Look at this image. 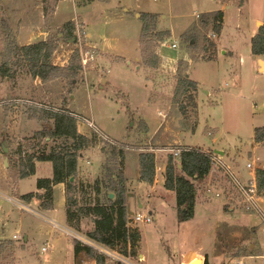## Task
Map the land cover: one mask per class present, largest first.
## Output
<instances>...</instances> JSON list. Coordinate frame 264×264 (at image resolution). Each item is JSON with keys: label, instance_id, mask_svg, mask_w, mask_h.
Returning <instances> with one entry per match:
<instances>
[{"label": "rangeland", "instance_id": "rangeland-1", "mask_svg": "<svg viewBox=\"0 0 264 264\" xmlns=\"http://www.w3.org/2000/svg\"><path fill=\"white\" fill-rule=\"evenodd\" d=\"M214 10L225 13L221 36L200 22V15ZM142 13L158 14L157 28L145 39ZM69 21L77 41L58 40ZM263 21L264 0L242 5L240 0H0V65L10 40L27 45L52 39L53 64L67 67L75 56L81 67L74 83H42L26 67L12 78L0 74V264H95L93 256L100 254L77 236L94 229L92 220L82 222L81 232L69 226L62 184L53 189L51 208L38 198H22L44 192L38 179L53 176L51 161H37L34 174L20 175V160L44 148L39 136L33 140L35 134L53 126L37 116L44 109L59 110L65 101L78 114L80 132L97 139L79 160L81 180L102 175L103 146L125 153L127 194L137 191L128 198V225L141 232L137 248L146 255L144 262L131 257L135 264H182L193 251L209 264H264V218L230 202L227 189L218 197L208 191L227 188L221 170L197 182L195 215L184 221L178 218L176 193L161 184L163 165L176 148L222 150L249 176L247 163L264 167V144L254 141L255 128L264 126V55L251 51ZM167 31L170 36L162 40ZM192 34L196 39L190 44ZM205 35L218 44L212 60L202 58ZM181 71L198 84V112L191 118L175 102ZM141 152L155 154L150 187L136 175ZM150 211L151 222L134 220L137 212Z\"/></svg>", "mask_w": 264, "mask_h": 264}, {"label": "trees", "instance_id": "trees-1", "mask_svg": "<svg viewBox=\"0 0 264 264\" xmlns=\"http://www.w3.org/2000/svg\"><path fill=\"white\" fill-rule=\"evenodd\" d=\"M244 1L240 0L241 5ZM199 17L204 27L212 25V31L218 35L221 34L224 23L223 10L206 12ZM157 18L158 14L156 13H142L143 39L147 38L150 31L157 28ZM169 36L170 31H167L161 39H167ZM62 37L77 41L78 37L73 22L69 21L61 27L57 39ZM188 38L190 44L196 39L195 34ZM204 38L206 42L202 47V58L212 60L217 57L218 44L215 40L210 39L209 35H205ZM51 40H41L27 45H18L16 39L15 42L10 40L4 49L6 59L0 65V74L4 78H12L15 75L14 72L26 67L31 76L40 78L42 83L54 80H69L74 83L81 70L80 63L74 62L76 57L73 56L67 67L53 64L52 57L56 44H53ZM251 51L257 56L264 55V21L252 37ZM12 60L17 69L12 67L10 63ZM179 74L176 88L178 97L175 102L179 103V110L185 118H191L193 113L198 112V84L187 74H182V71ZM66 104L65 101L59 110L44 109L42 114L37 116V118L44 117L51 120L53 126L35 134L33 140L39 136L45 143L44 148H38L37 151L40 152L35 151L27 158L20 160V175L26 177L34 174L37 161H51L53 176L38 179L37 187L44 192H31L23 195L22 198L27 201L38 198L41 200L42 207L51 208L54 186L64 183L67 221L72 230L81 232L82 222L90 219L94 223V229L88 232V238L125 256L138 258L137 247H139L141 232L128 225L127 180L121 168L125 153L116 146H111L110 150L103 146L102 151L107 155V158L102 167V175L93 181L81 180L79 160L86 149L96 145L97 139L93 134L88 136L80 132L79 119L76 117L78 114L68 109ZM34 116L36 117L35 114ZM254 141L256 144H264V126L255 128ZM22 148L23 146L20 145L19 153H22ZM213 154L214 150L209 152L199 147H191L183 148L177 156L173 153L168 155L164 172V187L176 193L180 221L188 220L195 215L197 182L210 174ZM139 166V181L148 185L153 184L156 176L155 154L141 152ZM72 177L74 180H71ZM256 179L259 190L264 191V168L256 170ZM110 193H114L112 198ZM104 257V255L98 254L96 256L97 264H105ZM204 264H209L207 258Z\"/></svg>", "mask_w": 264, "mask_h": 264}, {"label": "built area", "instance_id": "built-area-1", "mask_svg": "<svg viewBox=\"0 0 264 264\" xmlns=\"http://www.w3.org/2000/svg\"><path fill=\"white\" fill-rule=\"evenodd\" d=\"M173 47H176V43H173ZM183 148L172 149L174 155H179ZM215 154V155H214ZM212 156V170H221L226 176V185H216L212 187V189H208L211 191L214 196L218 197L221 195H225L227 189V198L234 205H240L247 210L255 211L260 214L264 218V191H260L257 184L256 174H252L249 177L245 178L240 171L235 168V166L231 165L226 159L223 158L219 153L216 152ZM246 168L250 170H254L255 168L253 163H247ZM210 171V173H211ZM220 171V172H221ZM226 196V195H225ZM135 221H144L151 222L153 220L152 214H143L141 212H137L134 218ZM78 238L84 244L98 250V252L105 257H109L111 260L116 261L119 264H135L134 261L131 260V257L125 256L112 248H109L101 243H98L87 236L78 235ZM15 237H17L15 235ZM47 247H43V251H46ZM238 264H244L242 260L238 262Z\"/></svg>", "mask_w": 264, "mask_h": 264}, {"label": "crops", "instance_id": "crops-1", "mask_svg": "<svg viewBox=\"0 0 264 264\" xmlns=\"http://www.w3.org/2000/svg\"><path fill=\"white\" fill-rule=\"evenodd\" d=\"M214 11H216V10H214ZM207 12H212V11H207ZM224 15H225V13H224ZM224 18H225V16H224ZM220 36H221V34H220ZM259 61H260V59H259ZM219 149H215L214 150V153L216 152V151H218ZM222 151V150H221ZM220 154V153H219ZM221 156H223V158L224 159H226L225 158V152L223 153V154H220ZM164 167H163V169L164 170H162V176H161V178H162V180H161V184L162 185H164V181H165V178H164V172H165V166H166V163L163 165ZM264 168V167H263ZM136 169H138L137 170V172H136V175L138 176V178H139V176H140V166H139V163H138V166H137V168ZM248 169V168H247ZM258 169V167L257 168H255V170H257ZM238 170L240 171V173L245 177V178H247L249 175H247V172H249V171H246L244 168L243 169H241L240 167H238ZM254 170H251L250 171V173H251V175L254 173V174H256V171L255 172H253ZM126 174V173H125ZM253 174V175H254ZM210 175V174H209ZM139 183H143V182H140L139 181ZM59 184H62L64 187L63 188H65V185H64V183H59ZM143 184H145V187H150L151 185H148V184H146V183H143ZM56 186V185H55ZM54 186V187H55ZM168 190V189H167ZM168 191H171V190H168ZM131 195H129V194H127V206H128V198L131 196V197H133V196H136L137 197V191H136V193L135 194H133V193H130ZM140 207H142L143 205L141 204V205H139ZM233 207H231L230 209L231 210H233L232 209ZM151 213L150 214H152V211H150ZM86 252H87V250H86ZM88 253H89V251H88ZM170 253H172V252H170ZM173 254H174V251H173ZM204 254H202V253H199V252H196V251H193V252H191V253H189L187 256H185L184 258H182L181 259V263L182 264H184V262L187 264H190L193 260H195L196 258H198L199 256H202L203 257V259H204V261L203 262H205V259L207 258L205 255V257L203 256ZM93 258H94V262H95V264H97V261H96V259H95V257L93 256ZM92 258V259H93ZM208 259V258H207ZM146 260V255H145V253H143L140 249H139V254H138V261L139 262H144ZM198 260H200V259H198ZM201 261V260H200ZM106 262L107 261H105V264H106ZM135 262H137V261H135Z\"/></svg>", "mask_w": 264, "mask_h": 264}, {"label": "water", "instance_id": "water-1", "mask_svg": "<svg viewBox=\"0 0 264 264\" xmlns=\"http://www.w3.org/2000/svg\"><path fill=\"white\" fill-rule=\"evenodd\" d=\"M262 24V22H259V26ZM4 151L6 152V153H8L9 152V148L8 147H6V146H4ZM216 152H218V153H220V154H223L224 153V151H221V150H218V151H216ZM7 161V160H6ZM71 180H74V178L72 177L71 178ZM114 196V193H110V197L112 198ZM141 205V204H140ZM233 209V208H232ZM184 211H185V209H184ZM151 213V212H150ZM198 259H200V260H198ZM203 261H204V259H203V257L202 256H199L198 258H196L195 260H193L190 264H202L203 263Z\"/></svg>", "mask_w": 264, "mask_h": 264}]
</instances>
